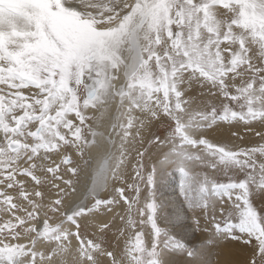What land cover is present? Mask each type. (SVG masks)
I'll list each match as a JSON object with an SVG mask.
<instances>
[{"label": "snow or ice", "instance_id": "6c2138e0", "mask_svg": "<svg viewBox=\"0 0 264 264\" xmlns=\"http://www.w3.org/2000/svg\"><path fill=\"white\" fill-rule=\"evenodd\" d=\"M112 103L105 136L97 129ZM223 125L259 142L207 138ZM97 136L108 150L91 201L65 208L81 171L73 157L87 167ZM173 172L181 206L205 233L197 244L174 232L179 209L164 214L158 191ZM45 188L56 196L48 203ZM258 196L264 0H0V264H50L73 238L79 264H213L219 253L208 250L225 240L251 250L246 264H264ZM97 215L109 218L90 239L81 221ZM114 227L129 234L119 255L106 247Z\"/></svg>", "mask_w": 264, "mask_h": 264}, {"label": "rangeland", "instance_id": "374dc122", "mask_svg": "<svg viewBox=\"0 0 264 264\" xmlns=\"http://www.w3.org/2000/svg\"><path fill=\"white\" fill-rule=\"evenodd\" d=\"M252 128L254 129V131L262 130V126L259 125L258 123L253 124ZM151 130L158 133L161 131L160 127L156 124L152 126ZM232 133H239L241 136H243V139L240 140L235 139L232 136ZM207 138L215 143L239 144L242 147H251L259 142L258 138L255 137L254 132L245 133L244 127L239 125L231 128H229L226 125H223L221 127L209 130L207 133ZM77 157L79 158V156H74L73 158L75 161L77 160L76 162L77 164L80 165L81 171L79 176L74 179H76L77 181L75 184L76 193L81 194V192L84 191L83 189L87 181V177H86L87 172L84 171L83 169V167L85 166L82 160L81 159L78 160ZM87 158L88 157L86 155L85 159ZM52 159L59 160V157L53 156ZM37 163H39V161H37ZM37 175L43 176V173L37 171ZM18 179H26V178L23 176H19ZM179 183H180L179 173L173 172L160 185L158 195L160 197V200L165 205V213H164L165 215H169L170 209H179L180 214L178 219L182 223L180 224L179 227H176L174 229V232L178 235L179 238H182L185 242L189 244H197L198 242L206 238L205 233H203L202 231L196 228L195 224L192 221V213L188 211L186 208H183L181 206L182 197L179 196ZM27 184L30 190L33 185V182L30 180V178H27ZM90 184H91V179L87 184L88 188ZM41 190L44 191L45 193V197H44L45 203H48L50 200H54L56 198L54 194H49L47 188ZM106 196L102 198H106ZM252 202L259 211L264 212V196L253 197ZM173 219L176 218L173 217ZM51 222L56 223L58 222V220L54 219ZM119 226L120 223L119 221H117L115 227H119ZM115 227L111 231H109L106 236V247L109 250L116 252L117 255H119L120 251L124 247V242L128 238L129 234L126 232L124 237L122 238L118 237V235L115 234ZM202 227H203V221H201V228ZM80 231L82 233H86L88 238L90 239H95L96 236L99 235L97 228L95 227V224L90 222L89 223L81 222ZM208 251L210 253H219V255L213 254L211 256L213 264H223L225 260L230 261L231 264H246V261L249 259L251 253L250 249L243 247L240 244L236 243L235 241H231V240L222 241L218 248L216 249L209 248ZM101 260H102V264H110V261L106 258H101Z\"/></svg>", "mask_w": 264, "mask_h": 264}, {"label": "bare ground", "instance_id": "6f19581e", "mask_svg": "<svg viewBox=\"0 0 264 264\" xmlns=\"http://www.w3.org/2000/svg\"><path fill=\"white\" fill-rule=\"evenodd\" d=\"M115 111H116V104L112 103L110 108H109L107 117H105L104 119L101 120V123L97 129L99 132L104 133L105 136L109 132V127H110V124L112 123L111 117L115 114ZM91 114H97L98 115V112L91 113ZM90 124H93V127H96L94 121H90ZM96 140H97V144L94 145L93 147L89 148L87 150V153H86L87 157L90 156L92 158V160H91V163L87 167H83L84 171L87 172V176H86L87 181L85 180L86 183H85V186L83 189L84 191L83 192L78 191V192H81V194H77L76 191L74 193L70 192L69 195L67 196V198L64 200V207L65 208L73 207L79 203H89L91 201V197L87 196V191H88L87 184L89 183V181L92 177L93 170L97 167V165L99 164L103 155L108 150V144H107V141L105 140L104 136H97ZM77 159L80 160V157L79 158L77 157ZM100 195H101V197H105L107 194L101 193ZM108 218H109L108 216L97 215V216L91 218L90 223H94L96 225L101 221L108 220ZM81 222L89 223L88 220H82ZM38 248L40 250L45 251L46 253H47V251L50 250V246L47 244V242H44L43 245H38ZM77 248H78V243L73 238L71 244L69 245L68 251L66 253H64L62 256L55 257L50 262V264H79V254L77 252Z\"/></svg>", "mask_w": 264, "mask_h": 264}]
</instances>
